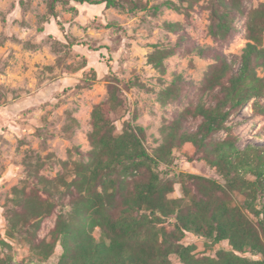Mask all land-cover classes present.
<instances>
[{"label":"trees","instance_id":"trees-1","mask_svg":"<svg viewBox=\"0 0 264 264\" xmlns=\"http://www.w3.org/2000/svg\"><path fill=\"white\" fill-rule=\"evenodd\" d=\"M197 1L181 0L190 2L188 9ZM244 1L208 3L209 34L218 42L232 40L239 33L238 20L246 18L248 43L239 70L221 50L192 43L180 23L165 24L179 39L174 47L155 45L149 55V63L162 75L165 61L182 45L188 54L211 56L214 64L195 93L196 101L164 119L153 153L146 146L144 127L125 121L118 132L112 115L125 111L126 103L121 81L109 65L108 98L92 111L91 149L84 157H27L26 178L13 188L12 207L6 210L0 264H46L59 246L63 252L57 264H264V146L240 147L235 125L230 124L248 105L254 116L264 119V3L247 13ZM86 4L134 13L156 14L161 8L133 0H48V11L56 18L59 5L77 12V5ZM165 6L180 11L172 1ZM132 86L138 83L126 84ZM189 87L182 74L175 75L159 93V101L180 103L190 95ZM190 119L201 120L196 129L188 127ZM76 126L77 120L70 119L67 130ZM220 133L225 138L220 139ZM186 146L194 150L184 154L187 162H204L223 183L173 165L175 152ZM56 165L62 170L55 177L42 173ZM56 212L54 227L41 237L44 222ZM189 234L202 238L212 254L185 244ZM14 242L28 246L31 260H16Z\"/></svg>","mask_w":264,"mask_h":264},{"label":"rangeland","instance_id":"rangeland-1","mask_svg":"<svg viewBox=\"0 0 264 264\" xmlns=\"http://www.w3.org/2000/svg\"><path fill=\"white\" fill-rule=\"evenodd\" d=\"M133 1L161 8L156 14L143 10L134 13L129 8L86 4L70 12L59 5L54 18L49 14L48 0H0V237L7 232L5 215L12 207L13 188L26 178L28 156L53 155L56 160L76 161L91 149V114L108 98L109 65L121 81L126 103L125 111L112 115L118 132L125 121L144 127L151 153L160 144L159 130L164 119L182 111L190 100L196 101L195 93L214 60L211 56L188 54L182 45L175 56L165 61L166 74L162 75L149 63V55L155 45H177L179 35L169 32L166 23H180L192 43L221 50L229 62H235L234 68L240 69L239 58L248 43L246 18L237 22L239 33L221 43L209 34L210 0L197 1L193 9H188L190 2L181 0ZM170 1L180 11L165 6ZM262 3L264 0H245L244 7L248 13ZM42 26L45 31L40 33L38 28ZM179 74L190 85V98L185 96L180 103L163 105L159 93ZM131 82L138 86L127 88ZM70 119L77 120L79 126L67 130ZM200 122L190 119L187 125L196 129ZM230 124L235 125L240 147L249 143L264 146V136H260L264 119L253 115L251 105ZM225 136L220 133L218 137ZM193 152L191 146L176 151L173 165H179L185 173L223 183L204 162H187L184 154ZM61 170L58 165L54 169L48 166L42 173L53 178ZM180 195L181 187L177 185L175 197ZM57 215L58 212L44 222L41 237L54 227ZM184 242L196 244L199 252L212 254L205 250L200 237L189 234ZM14 245L17 261L31 260L28 246ZM62 252L57 247L46 264H57Z\"/></svg>","mask_w":264,"mask_h":264}]
</instances>
